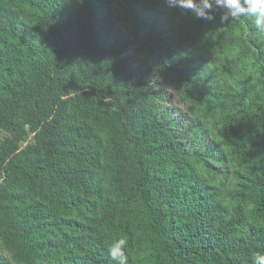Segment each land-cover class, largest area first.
Here are the masks:
<instances>
[{
	"label": "trees",
	"instance_id": "trees-1",
	"mask_svg": "<svg viewBox=\"0 0 264 264\" xmlns=\"http://www.w3.org/2000/svg\"><path fill=\"white\" fill-rule=\"evenodd\" d=\"M122 236L128 264L264 254V34L165 0H0V264H116Z\"/></svg>",
	"mask_w": 264,
	"mask_h": 264
},
{
	"label": "clouds",
	"instance_id": "clouds-1",
	"mask_svg": "<svg viewBox=\"0 0 264 264\" xmlns=\"http://www.w3.org/2000/svg\"><path fill=\"white\" fill-rule=\"evenodd\" d=\"M170 9L191 13L196 19L214 22L219 13V22L227 24L241 18H251L254 29L264 34V0H165ZM127 237H119L107 245V252L116 264H128ZM252 264H264V254L256 253Z\"/></svg>",
	"mask_w": 264,
	"mask_h": 264
},
{
	"label": "rangeland",
	"instance_id": "rangeland-1",
	"mask_svg": "<svg viewBox=\"0 0 264 264\" xmlns=\"http://www.w3.org/2000/svg\"><path fill=\"white\" fill-rule=\"evenodd\" d=\"M168 93L170 94L171 91L168 90ZM168 98H169V100L167 102L168 105H170L171 107H174V106L179 107L180 106V104L176 100V97H174L173 95L170 94V96Z\"/></svg>",
	"mask_w": 264,
	"mask_h": 264
}]
</instances>
